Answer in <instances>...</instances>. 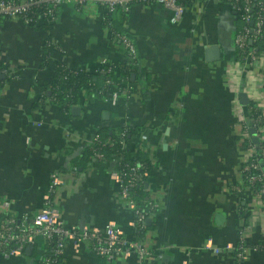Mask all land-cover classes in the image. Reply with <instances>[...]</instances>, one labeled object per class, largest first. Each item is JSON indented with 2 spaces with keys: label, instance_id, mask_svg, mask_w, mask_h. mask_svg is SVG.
Returning <instances> with one entry per match:
<instances>
[{
  "label": "crops",
  "instance_id": "0c3cea01",
  "mask_svg": "<svg viewBox=\"0 0 264 264\" xmlns=\"http://www.w3.org/2000/svg\"><path fill=\"white\" fill-rule=\"evenodd\" d=\"M185 7L176 23L170 10L155 3L133 5L123 17L112 14L109 27L100 8L71 5L61 7L51 24L0 21V68L7 71L0 79V204L35 214L58 171L63 184L54 202L65 224L100 230L114 225L151 251L141 262L135 256L106 262L88 247L74 252L68 245L61 264H233L232 253L215 254L204 243L235 246L243 231L253 247L264 236V207L251 192L231 189L246 158L235 104L239 93L253 91L264 115V62L246 72L234 64L240 23L227 2L194 0ZM112 31L136 48L130 98L112 103L81 96L62 114L49 100L52 63L96 73L102 61H124ZM210 46L218 47L217 60H207ZM255 83L261 86L251 90ZM125 125L142 129L153 163L147 197L158 208L143 231L133 227V214L118 196L112 166L81 160L99 131ZM45 252L39 243L30 255L0 256V264H41ZM246 264H264V250L250 252Z\"/></svg>",
  "mask_w": 264,
  "mask_h": 264
},
{
  "label": "built area",
  "instance_id": "2783aa9c",
  "mask_svg": "<svg viewBox=\"0 0 264 264\" xmlns=\"http://www.w3.org/2000/svg\"><path fill=\"white\" fill-rule=\"evenodd\" d=\"M180 0H0V17L7 19H18L25 25L33 23H53L63 6L71 5L78 10H87L98 7L102 11V22H107L108 16L116 10L128 14L131 7L136 4L148 5L155 3L172 12L171 23H176L183 15L185 6ZM207 1V0H205ZM222 1V0H217ZM228 0V4L240 17V26L234 36L233 44L239 52V58L234 64L241 72L251 71L264 62V49L257 51L252 43L264 41V0ZM42 11L35 15L34 11ZM113 38L123 50L126 59L135 64L137 52L133 42L121 33L112 31ZM115 41V42H116ZM100 74L107 76L114 64L102 61ZM7 71L0 70V74L6 77ZM11 77V75H10ZM105 86H114L116 90L110 96V102L115 103L118 99H128L131 95V86L128 81L115 84L110 79H105ZM261 83L251 85L250 89H256ZM247 90V89H246ZM248 98V105L253 104V115L250 110L243 111L242 105L236 103L234 113L238 114L239 134L238 141L246 149V158L240 171L241 180L231 189L236 194L251 192L256 201L264 207V115L255 94L242 91ZM240 103V102H239ZM240 105V106H239ZM245 109V108H244ZM254 131V135L251 131ZM125 133H120V143L123 148L130 151L122 141ZM257 139V142H254ZM114 141L102 142L96 134L89 143L92 158L98 162L105 160L101 149L106 145L112 146ZM87 146V147H88ZM146 150V137L141 134L137 141L135 152ZM148 173L143 167L124 163L118 170L110 172L111 180L118 186V196L127 208L132 212L134 220L133 227L139 231L145 229L146 220L156 212L158 206L151 199L139 207L133 199V191L141 185L144 191L149 192L145 183ZM63 184L61 174L54 171L50 177L45 190L42 205L35 214H17L10 209L9 202L0 204V256L4 259L18 257L24 254L26 247H35L43 243L46 252L41 264H58L64 255L66 246H70L74 252H79L84 247L90 248L98 257L106 262L118 259H127L135 256L141 262L151 256V251L141 240H129L114 225H108L104 230L97 228H78L67 225L61 218V213L54 202L57 192ZM245 233L242 231L235 246L227 245L219 248L212 245L211 240L204 243L203 248L211 250L215 254L230 252L233 255V264H246L250 252H259L263 246H249L246 243ZM264 237V236H263Z\"/></svg>",
  "mask_w": 264,
  "mask_h": 264
},
{
  "label": "trees",
  "instance_id": "16d2710c",
  "mask_svg": "<svg viewBox=\"0 0 264 264\" xmlns=\"http://www.w3.org/2000/svg\"><path fill=\"white\" fill-rule=\"evenodd\" d=\"M194 0H180L178 1L181 5L187 6L188 4L192 3ZM223 2H227L228 0H222ZM257 1L254 0V3ZM42 11L35 10V15H40ZM114 13H119L122 17L125 14L115 11ZM112 13V14H114ZM112 14L108 16L107 22H103L104 25L108 26L111 22ZM238 17V22L240 23V17ZM2 19H7L6 17H0V21ZM36 23L29 25L30 27H37ZM240 26V25H239ZM238 30V29H237ZM237 32V31H236ZM117 42V41H116ZM118 43V42H117ZM119 45V44H118ZM252 47H255L257 51H262L264 49V41L258 40L252 43ZM50 50V46L45 45V51ZM120 50H122L120 48ZM123 52V50H122ZM124 53V52H123ZM49 52L44 56V63L48 65L47 59L49 57ZM239 52L235 49V58H239ZM46 58V59H45ZM115 68L108 73L107 76L100 74V67L99 71L96 73H91L90 71L80 70V71H72L67 68V66L63 63L54 61L52 63V67L54 70L55 80L50 85V96L49 100L52 104L58 107L62 114H69L70 107L73 105H77L81 96H84L88 100H96V99H110L111 94L116 90L114 86H105L104 82L105 79L112 80L115 84L120 83L121 81H128L131 82V74L133 72V68L135 67L136 63H130L127 59L121 62H117L114 64ZM1 70V68H0ZM3 86L2 80H0V88ZM46 90L43 91V98L46 99ZM121 99V98H120ZM254 105L250 104L246 110L249 111L253 115H257L253 110ZM125 133L122 138V141L129 147L130 151L123 148L120 143L119 134ZM142 134V129L138 127H131L129 125H125L116 129L113 132H104L99 131V137L102 142H106L107 140L114 141L112 146L106 145L101 149L105 160L100 162L102 164H110L112 166V170H118L121 168V165L124 163H128L130 165H138L142 166L143 169L148 173L147 177L145 178V183L148 184V178L153 168L152 159L148 156L145 152H135L137 141L139 140L140 135ZM239 138V137H238ZM82 162H87L92 160V152L88 147L83 152L82 155ZM147 192L144 191V187L141 185L138 189L133 191V199L137 203L139 207L143 206V204L148 199ZM257 245L263 246L264 250V237H262ZM62 263V259L58 262V264Z\"/></svg>",
  "mask_w": 264,
  "mask_h": 264
},
{
  "label": "water",
  "instance_id": "95a60500",
  "mask_svg": "<svg viewBox=\"0 0 264 264\" xmlns=\"http://www.w3.org/2000/svg\"><path fill=\"white\" fill-rule=\"evenodd\" d=\"M206 58L208 61H214L219 58V49L217 46H210L205 50ZM5 76L3 74H0V79H4ZM239 102L242 106H247L248 105V98L245 93L241 92L238 95ZM74 112L78 111L77 108L72 109ZM251 134L254 135V131H251ZM254 142H257V139H254ZM147 185V184H146ZM151 222L150 219L146 220V225H149ZM33 250V246H28L25 249V254L30 255L31 251Z\"/></svg>",
  "mask_w": 264,
  "mask_h": 264
}]
</instances>
